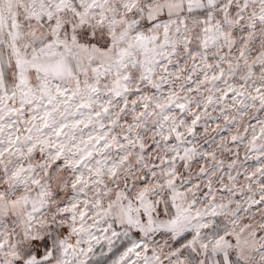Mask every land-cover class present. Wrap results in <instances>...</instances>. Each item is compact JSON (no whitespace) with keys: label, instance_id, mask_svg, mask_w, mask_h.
<instances>
[{"label":"snow or ice","instance_id":"6c2138e0","mask_svg":"<svg viewBox=\"0 0 264 264\" xmlns=\"http://www.w3.org/2000/svg\"><path fill=\"white\" fill-rule=\"evenodd\" d=\"M0 264H264V0H0Z\"/></svg>","mask_w":264,"mask_h":264}]
</instances>
